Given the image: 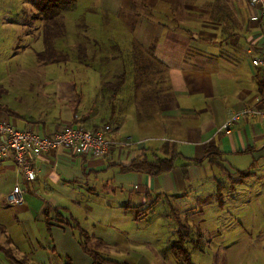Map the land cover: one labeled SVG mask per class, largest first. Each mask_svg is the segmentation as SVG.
<instances>
[{"label": "crops", "instance_id": "crops-1", "mask_svg": "<svg viewBox=\"0 0 264 264\" xmlns=\"http://www.w3.org/2000/svg\"><path fill=\"white\" fill-rule=\"evenodd\" d=\"M146 1L153 17L147 16L152 12H145L134 24L128 20L137 11L132 0H98L88 10L99 14L95 16L99 22L91 25L90 20L83 21L89 32L85 36L100 45H118L119 57L127 49L124 40H136L145 50H152L164 70L165 83L152 118L139 121L131 100L125 109L114 112L117 117L120 111L122 123L113 127L112 111L102 94L106 72L98 65H87L92 74L84 79L95 81L91 84L64 81L53 89L37 85L40 89L31 93L35 98L26 110L5 102L8 89L0 85V105L10 110L0 109V122L43 135L76 121L95 131L109 122L113 128L110 138L119 143L105 157L74 155L67 149L45 154L36 162L38 176L33 183L24 182L11 159L0 163V230L28 264H93L81 245L79 232H86L90 242L98 246L109 245L116 235L125 234L130 240V225L128 231H120L121 223L132 224L147 217L155 209V201L185 198L201 205L208 197L214 196L215 201L217 196L222 198L224 175L233 192L238 184L264 177L261 119L241 116L229 132L223 130L236 113L264 110V84L251 62L262 32L260 24L250 20L248 0H187L183 13L179 3L178 10L170 13V3ZM93 25L101 34L90 33ZM123 28H128L127 35L120 32ZM34 38L24 36L28 43L22 50L37 56L45 45L41 38ZM78 38L62 40L67 44L63 54L71 42L79 44ZM31 40L38 48H31ZM63 70L61 73H68ZM43 72L45 78L50 75L52 79L54 71L43 67ZM131 104L133 109L129 110ZM100 116L103 124L97 121ZM138 157L170 158L174 168L158 176L125 171ZM18 184L26 188L25 203L10 207L7 196ZM132 184L139 196H131ZM214 186H220L217 193L210 192L207 197L205 192ZM101 198L107 212L102 217L97 215Z\"/></svg>", "mask_w": 264, "mask_h": 264}, {"label": "rangeland", "instance_id": "rangeland-1", "mask_svg": "<svg viewBox=\"0 0 264 264\" xmlns=\"http://www.w3.org/2000/svg\"><path fill=\"white\" fill-rule=\"evenodd\" d=\"M31 1L0 0V67L6 72L0 74V85L8 89L5 102L20 110H26L28 103H33L32 98L35 96L31 93L39 91L40 88L36 87L39 84L53 89L57 82L67 81L78 84L84 80L86 83H94L93 80L84 79L92 74L88 73L87 65H98L100 62L106 72L105 83L116 82L115 76L121 75L123 71V61L124 64L132 66L133 61L130 58L121 60L118 52L100 50L88 38L83 42V45H87V57H82L84 52L78 51L79 44L75 41L70 43L69 51L63 54L67 45L62 42L63 39L69 40L73 37L77 39L81 34L86 37L85 35L89 33L83 20H90L91 25L99 22L95 17L99 14L88 10L98 0H78L75 9L65 16L66 37L56 40L54 44L61 59L67 60L71 57L69 64H66L65 60L59 64L47 62L39 66V59L33 52L22 50L28 43L23 37L34 35V39H39L43 29V21H37L34 17L37 11ZM184 2L186 4L187 0L177 2L180 5V13L185 12L182 7ZM128 31V28L120 30L125 35ZM92 32L101 34L94 25L91 26L90 33ZM129 42L128 48L124 51L125 55L133 50V42L130 40ZM30 44L33 45L31 48H38L35 41L31 40ZM107 56L110 58H105ZM152 64V76L149 74L146 82L155 85L154 81L157 80L155 70L159 68L154 62ZM43 67L46 71L51 70V73L54 71L51 74L52 79L49 78L50 75L44 77ZM63 69L68 73H61ZM77 70L81 72V77ZM57 73L60 75L53 76ZM30 83L33 87H30ZM101 106L107 107L104 104ZM128 108L133 109L132 104ZM102 118L100 116L97 120L99 124H103ZM138 120L142 121L141 118ZM100 129L99 127L97 131ZM217 173L221 175L219 171ZM224 176L221 177L226 186L221 189L224 197L217 196V201L214 196L208 197V194L217 193L221 185L207 189L205 193L208 201L201 205L188 202L191 200L185 198L155 201L153 203H158L147 217L132 224L131 222L128 224L127 221L121 223L120 231H128L127 227L130 225L128 231L130 240L125 234L116 235L115 241L110 242L109 245L102 244L107 248L89 240V249L125 264H264V177L259 176L250 182L238 184L233 192L230 190L229 179ZM134 187L135 184L130 187L131 196H139ZM100 201L101 207L97 215L106 216L107 212L102 206L104 198ZM193 206L195 210H192ZM133 211L137 212L136 209ZM145 212L146 210L142 211V215ZM115 217L118 220V212ZM0 243L2 247H0V264H17L15 259L20 260L19 264H28L14 249L15 246L9 245L3 238L1 230Z\"/></svg>", "mask_w": 264, "mask_h": 264}, {"label": "trees", "instance_id": "trees-1", "mask_svg": "<svg viewBox=\"0 0 264 264\" xmlns=\"http://www.w3.org/2000/svg\"><path fill=\"white\" fill-rule=\"evenodd\" d=\"M78 0H32V5L34 9L37 11L35 13V19L37 21H43V29L41 33V39L44 42L45 48L44 51L38 52L37 57L40 62L43 63H52L59 64L64 62L65 60L60 58V54L58 50L55 48V41L58 39H62L66 37V22L65 16L75 9ZM136 6L137 11L131 14V17L128 19L129 23L134 24L138 18L144 16L145 12L149 13V17H153L154 11L149 7L146 0H132ZM171 4L170 13L174 12L175 9L178 10L176 3L179 0H162ZM134 25H132L133 28ZM189 32V31H187ZM82 35V34H81ZM79 36L78 38V51L82 50L84 52L82 57L88 56L87 45H83V42L87 39V37ZM81 39V41H80ZM89 39V38H88ZM133 42V50L131 52H127L125 55L122 53L121 60L128 57L133 62L132 66L128 64H124L123 61V71L121 75L115 76L117 78L116 82L110 81L106 82L102 88V94L104 99L107 101L109 108H111L113 119L110 120L113 127L114 125L120 126L122 123V118L120 116V111L117 113V117L114 112L119 110V108H124L127 103L131 100L136 107L137 118L138 119H149L153 117L155 113V109L157 105L160 104L161 100H159L160 96L164 94V70L161 67V64L155 59L152 54V50H145L136 40H130ZM129 40L123 41V46L128 48ZM95 47L100 50H104L106 48L111 50L105 51H113L119 53L118 45L111 43L109 45H100L98 43H94ZM59 54V55H58ZM97 54V53H96ZM101 54V53H98ZM100 59H105L99 57ZM107 58V57H106ZM118 58V57H115ZM127 60V59H126ZM152 62L159 68L155 70V74L157 75V80L154 81L155 85L149 84L150 82H146L147 77L151 74V67L153 66ZM81 63V62H80ZM101 62L98 63V67H101ZM153 71V70H152ZM152 76V74H151ZM158 76H160L158 78ZM146 82V83H144ZM148 83V84H147ZM123 92V97L119 99V96ZM124 97H130L131 99H127ZM0 109L10 112V110L6 107H2L0 105ZM106 125L109 122H105ZM210 153V152H209ZM210 156V154H209ZM214 160H218V158H213ZM198 164V163H197ZM174 168V160L173 159H156L149 160L146 157H138L132 161V163L124 168L125 171L129 172H137V173H145L150 176H158L172 171ZM151 208H148L149 211ZM79 239L83 249L86 253L90 255L93 260V264H125L119 263L117 261L112 260L110 257L99 255L96 251H92L88 247L89 237L88 234L84 231L79 232ZM13 258V257H12ZM17 264L20 262L17 261Z\"/></svg>", "mask_w": 264, "mask_h": 264}, {"label": "built area", "instance_id": "built-area-1", "mask_svg": "<svg viewBox=\"0 0 264 264\" xmlns=\"http://www.w3.org/2000/svg\"><path fill=\"white\" fill-rule=\"evenodd\" d=\"M252 22L261 26V37L258 47L253 51L251 59L253 67L261 75L264 84V0H248ZM251 115L261 119L264 123V110L247 109L230 117L223 130L229 132L231 125L241 116ZM78 118V117H76ZM75 118V119H76ZM68 124L51 135H43L33 129H18L7 122H0V163L11 159L25 183H33L38 176L36 162L45 154L58 149H67L74 155H83L89 158L107 156L119 143L110 138L112 125H103L100 130L86 129L83 124ZM26 188L22 184L16 187L7 196L10 207L24 205Z\"/></svg>", "mask_w": 264, "mask_h": 264}]
</instances>
